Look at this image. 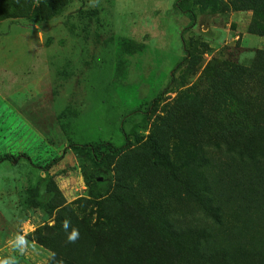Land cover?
I'll use <instances>...</instances> for the list:
<instances>
[{
    "label": "rangeland",
    "instance_id": "374dc122",
    "mask_svg": "<svg viewBox=\"0 0 264 264\" xmlns=\"http://www.w3.org/2000/svg\"><path fill=\"white\" fill-rule=\"evenodd\" d=\"M90 4L0 11V258L264 264V0Z\"/></svg>",
    "mask_w": 264,
    "mask_h": 264
},
{
    "label": "clouds",
    "instance_id": "9594fccd",
    "mask_svg": "<svg viewBox=\"0 0 264 264\" xmlns=\"http://www.w3.org/2000/svg\"><path fill=\"white\" fill-rule=\"evenodd\" d=\"M99 3V0H91L90 6L95 7ZM37 38L43 42L44 33L43 31L39 30V25H37ZM63 230L66 233L67 236V243H75L79 239V229L76 227H73L71 225V221L68 219H65L62 222ZM71 228V231L69 229ZM10 244L13 248V250L18 253V255H11L4 258H0V264H19V256H23L29 249H32L33 251L36 250V243L35 241H29L27 239L26 234H22L21 232H17L14 237L10 240ZM59 264H63V261L61 260Z\"/></svg>",
    "mask_w": 264,
    "mask_h": 264
},
{
    "label": "trees",
    "instance_id": "16d2710c",
    "mask_svg": "<svg viewBox=\"0 0 264 264\" xmlns=\"http://www.w3.org/2000/svg\"><path fill=\"white\" fill-rule=\"evenodd\" d=\"M4 3H5V0H0V11H5V10H6V9L3 7ZM180 7L184 9V8H185L184 3H181V4H180Z\"/></svg>",
    "mask_w": 264,
    "mask_h": 264
}]
</instances>
